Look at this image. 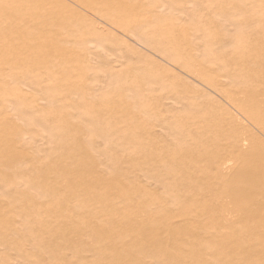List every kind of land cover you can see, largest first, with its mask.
<instances>
[{
	"label": "rangeland",
	"instance_id": "obj_1",
	"mask_svg": "<svg viewBox=\"0 0 264 264\" xmlns=\"http://www.w3.org/2000/svg\"><path fill=\"white\" fill-rule=\"evenodd\" d=\"M80 2L0 0V264H264V0Z\"/></svg>",
	"mask_w": 264,
	"mask_h": 264
},
{
	"label": "bare ground",
	"instance_id": "obj_2",
	"mask_svg": "<svg viewBox=\"0 0 264 264\" xmlns=\"http://www.w3.org/2000/svg\"><path fill=\"white\" fill-rule=\"evenodd\" d=\"M79 2H80V0H78ZM89 2H86V3H84V6L85 7H87V8H92L93 6H94V4H95V1L96 0H88ZM81 3V2H80ZM132 21H133V23H137V22H139V18H137V19H132ZM66 23V22H65ZM139 23H137V25H138ZM72 36V34H69L68 33V36H67V39H69V37H71ZM68 41V40H67ZM245 112V111H244ZM251 113V112H250ZM255 113V112H254ZM251 117V116H250ZM257 117V116H256ZM257 121H260V120H257ZM249 122V121H248ZM260 129H261V131H262V133L264 134V123L263 124H261V126H260ZM248 155V154H247ZM243 156V155H242ZM210 157V158H209ZM208 158H205L203 161H207V163H210V160L213 158V160L215 161L216 160V165H220V157H221V153L219 154V156H217V157H214V155H213V157H211V156H209ZM212 160V161H213ZM254 160V159H253ZM256 160V159H255ZM220 161V162H219ZM249 162H251V161H249ZM251 164V163H250ZM261 173V175H262V178H261V180L257 183V181H254V185L255 184H258V185H260V187H263V189H264V161H262V163H252L249 167H245L244 168V170H242L241 171V178L243 179V180H248V181H250V179L253 177V178H256V179H258V174H259V172ZM252 174V175H251ZM223 182V181H222ZM238 182V181H237ZM239 183V182H238ZM234 184V183H233ZM236 184V183H235ZM253 185V186H254ZM252 186V187H253ZM250 190H242V191H237V190H235V191H233V192H231V198L233 197V201H234V199H247L248 198V196L250 195ZM263 194V193H262ZM263 197H264V194H263ZM135 198V197H134ZM246 202V201H245ZM223 203V202H222ZM221 203V204H222ZM228 205H229V203H227L225 206L222 204V206L225 208H227L228 207ZM230 206V205H229ZM254 208H255V210H254V213H249L248 215L247 214H244V213H242L241 215H240V217H242L243 218V220L244 221H246V224L248 223L247 222V220L248 221H250L251 219L253 220V218L255 219V221H256V223H255V225L257 224V225H259L260 224V221L258 222V220H256V219H258V217L260 216L259 214L261 213V211H264V202L263 203H256V205L254 206ZM235 215V214H234ZM231 217V216H230ZM259 220H260V218H259ZM263 222L264 221H262L261 222V224H263ZM261 224H260V226H261ZM257 227V226H256ZM238 228V227H237ZM257 229V228H256ZM252 234V236H255V234L253 235V232H251ZM235 235V234H234ZM243 235V234H242ZM147 236H148V234H147ZM257 237H259L258 235H256ZM252 238H254V237H251V239L250 240H248V242L247 243H251L252 242ZM222 240V239H221ZM213 242V241H212ZM218 244V243H217ZM253 245V244H252ZM221 246V245H220ZM224 246V245H223ZM221 250H223V249H221ZM254 250H255V248H254ZM257 249H256V253H257ZM213 256V255H212Z\"/></svg>",
	"mask_w": 264,
	"mask_h": 264
}]
</instances>
